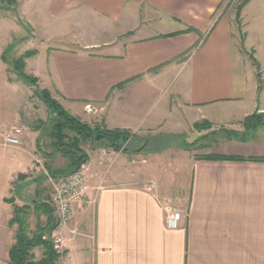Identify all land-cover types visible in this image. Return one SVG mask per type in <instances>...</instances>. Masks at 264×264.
Here are the masks:
<instances>
[{"label": "crops", "instance_id": "1", "mask_svg": "<svg viewBox=\"0 0 264 264\" xmlns=\"http://www.w3.org/2000/svg\"><path fill=\"white\" fill-rule=\"evenodd\" d=\"M39 2L25 14L42 12L52 40L74 41L77 26L90 22H109L116 34L99 41L97 30L85 50L46 48L43 74L31 68L35 84H20L2 59L12 38L10 19L0 17V264L15 242L13 205L36 200L50 152L41 124L28 121V91L36 90L83 123L126 130L140 142L125 152L87 144L96 201L77 211L75 236L60 232L66 243L56 264H264V140L178 149V140L199 137L195 124L234 128L264 113V0L240 11L243 50L231 19L215 15L224 0ZM163 20L175 27L161 28ZM159 98L166 106L157 111ZM14 128L22 129L18 147L4 144ZM166 206L181 211L176 230L166 228Z\"/></svg>", "mask_w": 264, "mask_h": 264}, {"label": "rangeland", "instance_id": "2", "mask_svg": "<svg viewBox=\"0 0 264 264\" xmlns=\"http://www.w3.org/2000/svg\"><path fill=\"white\" fill-rule=\"evenodd\" d=\"M23 0H14V3H9L10 0H0V17L8 18L10 21H4L6 22V27L9 29L10 37L12 38V43L9 47L6 49L4 48L2 50V59L3 62L7 65L8 75L11 76L12 79H20L19 74L23 72L25 75L30 76L29 73H32L34 69L38 73L43 74V71L45 69H42V66L45 63V60L47 58L46 48H58V47H70L74 50H85V44L92 43V40H90V37L97 36L96 33L98 30V38L99 41H113L115 39V30L116 26L109 24V22L105 24H101V26H98V24H94L93 22H90L89 24L85 25H78V32L76 33V38L74 41H65V40H55L51 38V32L45 31L47 28H54V26H51L48 22L45 21V17L43 16L42 12H35L34 15L27 16L25 14V9L31 11L32 5L42 0H28L25 4V8L23 7ZM245 0H224L222 5L218 8V10L215 12L216 16H226L231 19L232 21V30H233V38L238 47L242 46L241 39H242V28H241V21H240V15H239V9L241 5L243 4ZM30 7V8H29ZM8 22V23H7ZM161 28L171 30L175 27V24L172 21H162L161 22ZM68 27V26H67ZM71 27V26H69ZM125 27V26H123ZM72 28V27H71ZM76 28V29H77ZM75 29V28H74ZM103 29V30H102ZM88 30V31H87ZM36 31V32H35ZM87 31V33H86ZM160 30L152 31V33L156 34ZM89 32V33H88ZM104 33V35L102 33ZM90 34V35H89ZM34 51L39 52L38 56H30L25 59H23L24 55L27 52ZM36 55V53H35ZM244 59H246V53L243 54ZM23 62L25 65V69L23 67ZM44 67V66H43ZM31 68L33 70H31ZM43 70V71H42ZM28 73V74H27ZM31 77V76H30ZM22 82V83H21ZM20 84H23L24 81L22 80ZM18 84V83H17ZM18 84V86L21 85ZM17 86V88H18ZM35 94V92L28 91V100H31L28 103V112L31 113L28 117V121L31 123L32 126L39 125V127L42 130L43 137L45 135H48L51 127L49 125V121L51 119V114L48 111L47 107L44 105L43 101ZM32 94V95H31ZM31 96V97H30ZM51 97V95H50ZM13 99V98H12ZM52 100H54L59 106L57 100H55L53 97H51ZM14 100V99H13ZM20 101L18 103L17 101V108L18 112L24 103V100L20 98L16 99ZM158 107L157 111L164 108L166 106V100L162 99H156L155 107ZM86 112H93V109L89 106V111L85 110ZM257 113H262L259 111H255ZM254 112V113H255ZM253 114V113H252ZM194 129V128H193ZM234 131H237L239 135H242L246 133V130L243 129L241 125L236 126L232 128ZM217 131L216 128H207L206 126H199V129L193 130V133L197 132L199 134V137L195 141V145L192 147L190 146V149H203V146H208L215 144V142H220L221 139L224 137L221 133H217V135H212L213 131ZM250 135L253 134L257 135V138H260L261 140H264V128L260 127L255 131H250ZM66 139L63 140L64 143H71V140H68L73 138V134L70 132H66ZM256 137V136H255ZM186 139L188 141H191V136H186ZM184 141H187L183 139ZM198 140V141H197ZM87 144L93 145L94 143H90L89 141L81 140L79 142L80 148L84 151ZM125 147L130 149H137L140 147V142L136 140L134 137H130L127 142L124 144ZM105 148V147H104ZM110 150L109 148H105ZM178 149H187L185 146H180ZM112 151V150H111ZM178 151V150H177ZM123 152V151H118ZM145 152V151H144ZM143 152V153H144ZM130 153V152H129ZM129 155V154H128ZM176 154H172L171 158L175 157ZM170 157V156H169ZM66 163V159L63 157L62 154H55L51 158L43 159L42 164L43 168L41 169V173H38L40 176L38 179L39 184L36 185L37 188V195L35 197L36 201L39 203H45L47 206L50 207L53 211V218L55 219V213L53 208V203L51 199V185L49 184V181L45 177V174L50 175V172L45 167V164L49 165L52 171L57 170L61 167H64ZM45 177V179H44ZM92 192V190H91ZM13 202V197L11 199ZM42 203V204H43ZM28 206V213L25 216V222L29 226V228L33 231L37 224H40V226H46V218L39 213V215H36V209L30 204ZM64 251V250H63ZM62 251V252H63ZM42 252L44 250L42 248H36L33 250V255L35 261H38L41 256ZM61 256H64L63 253ZM59 260V259H58Z\"/></svg>", "mask_w": 264, "mask_h": 264}, {"label": "trees", "instance_id": "3", "mask_svg": "<svg viewBox=\"0 0 264 264\" xmlns=\"http://www.w3.org/2000/svg\"><path fill=\"white\" fill-rule=\"evenodd\" d=\"M248 2L249 0L243 2L239 9V15L241 9ZM9 3H14V0H10ZM242 48L243 47L241 46V50H243ZM35 53L36 52L34 51L27 52L23 59L35 55ZM19 76L21 80L30 85H34L36 82L33 77L27 76L23 72H21ZM35 95L43 101L51 114V119L49 121L51 130L48 135H45V138L49 140L48 149L50 152H43V155L44 157L51 158L58 153L62 154L66 159L65 166L54 171L51 170L49 165L45 164V167L50 172V176L53 178L68 176L76 171L79 165L87 161L88 157L86 152L79 146L81 140L99 144L100 146L109 148L114 152L120 150L123 152L127 150L129 151V149L124 146L125 142H127L130 137H133L128 131L119 129L108 130L101 126H89L78 118L68 114L61 106L51 99L49 92L46 90H36ZM202 125L207 128L212 127L208 122H202L200 124H195L194 130L199 129V126ZM240 125L246 130V133L242 135H239L238 132L234 131L232 128H217V131L214 130L212 135L221 133L224 136L220 142L217 141L215 144H219L223 141L247 143L253 137V134H249L250 131L253 132L260 127L264 128V113L255 112L245 117ZM37 129L41 130L40 127ZM65 131L74 135L73 138H68V140H71V143L63 142V140L66 139ZM41 135L43 136L42 130ZM178 143L180 146H185L188 150L190 149V146L193 147L195 145V142L188 144L181 140H178ZM209 159L230 160V158L220 157H209ZM19 179H21V177H19ZM10 202L13 203L11 200ZM42 203L35 200L31 205L36 209V215H39L40 213L46 218V226L42 227L40 224H37L33 231L25 222V216L28 213V206L18 207L13 205V216L10 220V224H15L17 226V231L15 233V242L9 250V260L7 264H56L60 258V255L52 249L50 241L52 232L57 228V220L56 218H53L52 209H50L45 203ZM36 248H42L44 250L38 261H35L33 255V250Z\"/></svg>", "mask_w": 264, "mask_h": 264}, {"label": "built area", "instance_id": "4", "mask_svg": "<svg viewBox=\"0 0 264 264\" xmlns=\"http://www.w3.org/2000/svg\"><path fill=\"white\" fill-rule=\"evenodd\" d=\"M89 111V106L85 107ZM22 129L14 128L4 136V144L18 147L21 143ZM100 164H102L100 162ZM51 185V199L54 213L57 220V228L52 232L50 241L52 249L59 255L65 247V239L61 235L62 230H67L72 236L76 235L75 230H70L69 226L78 210L85 209L96 201V196L91 194V186L87 176V162L68 176L53 178L45 174ZM165 225L169 230L178 229L182 216L181 211L169 206L165 207Z\"/></svg>", "mask_w": 264, "mask_h": 264}]
</instances>
